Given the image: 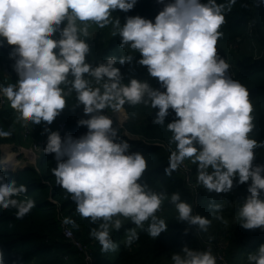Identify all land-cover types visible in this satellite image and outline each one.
Here are the masks:
<instances>
[{"label": "clouds", "instance_id": "9594fccd", "mask_svg": "<svg viewBox=\"0 0 264 264\" xmlns=\"http://www.w3.org/2000/svg\"><path fill=\"white\" fill-rule=\"evenodd\" d=\"M136 2L0 0V47L5 42L13 46L10 56L18 73L15 82L0 85V95H6L26 121L50 125L65 108L68 92L75 91L87 115L77 124L86 126L87 132L62 138L59 131L45 129L43 151L55 154L57 166L52 171L57 183L71 194L77 212L92 222L102 221L90 234L103 251L118 247L111 231L122 227V218L136 226L128 229V245L139 239L137 228H143L145 221L150 220L148 233L154 238L167 230V222L156 215L165 193L152 191L140 179L148 166L145 156L130 151L128 141L118 138L113 120L102 111L108 107L125 111L126 103L157 108L152 123L158 125L164 124L169 109L174 110L177 118L166 127L176 147L165 172L170 175L191 158L197 164L198 182L209 191L229 192L234 177L237 183L250 181L238 209L240 224L245 229L264 228V164H253L254 149L264 142L249 135L255 127L249 91L228 75L230 65L216 47L223 35L219 29L236 0H157L163 7L154 19L133 15L126 16L123 24L119 17L113 20L115 10L128 12ZM89 21L100 27L114 23L121 37L119 47L138 51V63L164 90L148 80L122 81L116 65L131 62L132 55L109 56L95 66L87 62L90 46L82 37L89 35ZM90 78L99 86H93ZM10 134L11 129L0 127V135ZM5 163L0 162L1 169L11 170L5 169ZM7 177V172L0 171V208H14L15 215L23 218L35 201L20 199L26 185ZM171 202L181 221L202 230L211 223L193 215L192 205L179 192L171 194ZM217 219L223 217L217 215ZM171 259L173 264H217L210 249L188 246ZM247 259L249 264H264V244ZM0 264H5L3 249Z\"/></svg>", "mask_w": 264, "mask_h": 264}, {"label": "trees", "instance_id": "16d2710c", "mask_svg": "<svg viewBox=\"0 0 264 264\" xmlns=\"http://www.w3.org/2000/svg\"><path fill=\"white\" fill-rule=\"evenodd\" d=\"M167 2L168 0H164V3ZM162 7L163 4L157 0H137L128 12L117 9L112 16L113 20L119 17L121 24L125 22L126 16L140 15L154 19ZM88 24L89 35L82 37L90 46L87 62L95 66L109 56L119 58L132 55L131 62L116 65L120 68L122 81L127 83L131 78L148 80L153 87L164 90L156 78L149 76L147 67L138 63V51L128 46L119 47L121 37L114 23L104 27L91 21ZM219 30L223 35L217 41V52L231 64L235 76L230 77L246 86L249 91L255 125L249 135L264 142V3L260 0H236L231 11L226 13L225 23ZM58 36L59 33H56V37ZM232 42L238 43L236 49H229ZM12 47L6 42L0 47V85L6 86L18 78L13 67L15 58L10 56ZM238 50L242 52L236 54ZM90 79L93 86H99L94 78ZM66 102L65 108L51 123L49 131H59L62 138L65 134L78 138L87 132V127L78 125L77 121L87 118V115L83 113V105L78 104L74 90L68 92ZM123 108L127 113L126 121L122 125L114 123L113 127H117L119 139L128 141L130 151H138L145 156L148 166L140 178L141 182L154 192L165 193L166 199L156 215L167 222V230L154 238L148 233L150 220L145 221L143 228H137L139 239L128 245V229L136 226L130 219L122 218V227L111 231L113 240L119 242L115 259L111 260L113 250L103 251L98 240L90 234L102 221L92 222L90 218L78 213L71 194L57 183L52 171L57 166L55 154L43 151L47 143L46 137L35 163L16 171L3 170L0 166V171L8 173L7 178L15 180L18 185H26L27 191L21 194L20 199L31 198L35 201V206L23 218L15 215L14 208H0V249H3L5 264H84L83 257L72 241L63 236L62 220L67 222L76 239L91 247L95 257L94 264H160L167 261L173 264L171 257L174 252H180L184 246L204 250L207 243H222L221 251L229 264H249L248 255L264 241L263 234L260 239L250 242L259 228H243L238 217V209L248 195L250 181L237 183L238 177H234L233 187L229 192L209 191L198 182L197 164L188 158L197 183L194 193L183 182L178 169L170 175L165 172L170 151L176 147L171 140L172 133L166 127L167 123L177 118L174 110L169 109L164 124L158 125L152 123L157 108L144 103H126ZM112 110L108 107L102 111L110 114ZM61 119L66 121V127L58 130L53 125ZM26 122L30 121L19 116V110L10 104L9 98L0 95V127L11 129L10 135H0V144L15 143L28 147L33 140L41 139L40 130H36L28 139L23 138L22 127ZM156 140L165 142L168 147L153 144ZM254 152L253 164H264V143L254 149ZM174 192H179L181 199L192 205L193 215L198 214L211 221L206 230L179 219L178 210L171 202V194ZM212 204H221L223 207L216 210L211 207ZM217 215H221L223 220L217 219Z\"/></svg>", "mask_w": 264, "mask_h": 264}, {"label": "built area", "instance_id": "2783aa9c", "mask_svg": "<svg viewBox=\"0 0 264 264\" xmlns=\"http://www.w3.org/2000/svg\"><path fill=\"white\" fill-rule=\"evenodd\" d=\"M237 46H238L237 42H232L229 44V49H236ZM228 64L230 65V67L228 69V75L233 77V76H235L234 71L231 68V64L229 62H228ZM82 110H83V106H82ZM112 112H113V114H112L113 117H111V119L112 118L117 119V122H115L112 119L113 124L118 123L119 125H122L126 121L127 114L123 109L120 111L112 110ZM115 112H117L118 115L115 114ZM51 125L52 124L49 125L46 122H43V123H41V128H40L39 124H33L32 122H26L23 124V127H22V136H23V138L28 139L33 135V133L36 130L37 131L40 130L42 133H44L45 129L49 130ZM53 126L58 128L59 130H63L66 127V121L63 119L58 120L56 125H53ZM41 140L42 139L33 140L30 144L29 149H24V148L20 147L19 150L16 152V154L22 153L25 157H29V156L35 157L36 151L40 152L43 149V145L40 143ZM44 143H45V141H44ZM153 144L160 145L162 147H168L165 142L159 141V140L154 141ZM171 151H173V150H171ZM171 151H170V153H171ZM177 169L179 170V172L182 175L183 182L186 183V185H188L194 193H196L197 183L194 181V174L192 172L190 165L188 164L187 159H185L179 165V167ZM61 225H62L63 236L72 241L73 245L77 248L79 254H81V256L83 257V263L84 264H94L95 257L93 255V251H92L91 247L89 245L81 243L78 239L75 238V236L72 232V229L68 226L66 221L62 220ZM222 248H223L222 243H215V244L207 243L205 245L204 250L210 249L212 251V253L216 256L217 264H229L228 260L224 257V255L221 251ZM140 264H157V263H144L143 262ZM160 264H172V263L167 261V262L160 263Z\"/></svg>", "mask_w": 264, "mask_h": 264}, {"label": "rangeland", "instance_id": "374dc122", "mask_svg": "<svg viewBox=\"0 0 264 264\" xmlns=\"http://www.w3.org/2000/svg\"><path fill=\"white\" fill-rule=\"evenodd\" d=\"M242 46V45H241ZM242 51L241 50H238L237 52H236V54H240ZM235 54V55H236ZM113 112L112 113H110V114H108L107 113V115H109L110 117H113ZM115 114H117V112H115ZM115 122H117V119H115V118H112ZM40 134H41V136H42V140L40 141V143L43 145V143H44V141L46 140V137L48 136V132L47 131H45L44 133H42L41 131H40ZM40 144V145H41ZM12 150V149H11ZM39 151H36V154L38 153ZM40 154L41 153H39L38 155L40 156ZM0 155H1V153H0ZM20 155H22V154H20ZM36 155H35V157L34 156H32L31 157V159H32V162L31 163H33L34 161H36ZM188 159V158H187ZM12 162H15V166L14 167H12ZM26 162H27V160H26V158H21V160H17V159H14V158H11V159H9L5 164H4V167H5V169H11L12 171H15V170H18V169H21V168H18V167H20V165H22V164H26ZM27 163H30V162H27ZM23 168V167H22ZM263 234H264V228H259V230H258V233L255 235V237L254 238H252L251 240H250V242L251 241H254V240H256V239H260V237H262L263 236ZM117 243V245H118V243L119 242H116ZM262 244H264V241H263V243ZM117 250H118V247L115 249V250H113L112 251V253H111V260H114L115 259V256H116V254H117Z\"/></svg>", "mask_w": 264, "mask_h": 264}, {"label": "crops", "instance_id": "0c3cea01", "mask_svg": "<svg viewBox=\"0 0 264 264\" xmlns=\"http://www.w3.org/2000/svg\"><path fill=\"white\" fill-rule=\"evenodd\" d=\"M20 147H22V148H24V149H29L30 148V145L28 146V147H26V146H23V145H21V144H15V143H2V144H0V153L2 154V151H3V149L4 148H6L8 151H10L9 153H11V155H12V158H14V159H17V160H21V158H26V160H27V162H32V159H31V157L29 156V157H25L22 153V155H20V154H16V152L19 150V148ZM12 149V150H11ZM40 152H38L37 154H36V157H38V154H39ZM26 162V164H22L20 167H18V168H22V167H24L25 165H27V164H30V163H27ZM33 163H35V161L33 162Z\"/></svg>", "mask_w": 264, "mask_h": 264}, {"label": "bare ground", "instance_id": "6f19581e", "mask_svg": "<svg viewBox=\"0 0 264 264\" xmlns=\"http://www.w3.org/2000/svg\"><path fill=\"white\" fill-rule=\"evenodd\" d=\"M117 115H118V113H117ZM9 152L10 151H8L6 148L3 149L2 154H1V160H0L1 163H5L8 161V159H9L8 157L11 156V153H9ZM15 165H16L15 162H12V167H14Z\"/></svg>", "mask_w": 264, "mask_h": 264}]
</instances>
